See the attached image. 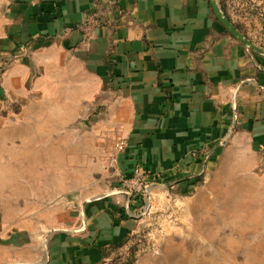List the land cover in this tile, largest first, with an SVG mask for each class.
Returning <instances> with one entry per match:
<instances>
[{"label":"crops","instance_id":"obj_1","mask_svg":"<svg viewBox=\"0 0 264 264\" xmlns=\"http://www.w3.org/2000/svg\"><path fill=\"white\" fill-rule=\"evenodd\" d=\"M212 1L0 0V264H102L130 241L147 199L118 178L52 204L57 156L102 157L116 139L126 175H153L154 209L206 203V244L180 250L264 264V50Z\"/></svg>","mask_w":264,"mask_h":264},{"label":"rangeland","instance_id":"obj_2","mask_svg":"<svg viewBox=\"0 0 264 264\" xmlns=\"http://www.w3.org/2000/svg\"><path fill=\"white\" fill-rule=\"evenodd\" d=\"M223 4L224 14L230 22L254 46L264 50V0H224ZM86 126L89 127V124ZM56 140L58 139H53L52 142ZM83 150L81 155L73 146H68L66 155L57 156L67 162L66 168L61 170L58 177L64 179L66 184L54 183L59 193L54 195L56 198L52 200V204L54 201H61L66 206H72L71 203L80 195L103 192L109 178H117L106 168L107 150L102 157L91 149ZM52 156V151L49 155H44L48 159ZM45 166H48V161ZM58 173L59 171L56 174ZM153 187L142 198L143 201L147 199L142 204L143 209L149 210L147 221L126 246L112 253V259L124 256L125 260L130 256L131 249L135 248L138 250L135 264H206V250H180L178 247V243H185L190 237L194 238L195 244L198 240L206 244V203L199 210H196L197 203L189 205V208L186 204L170 203L154 209L150 197ZM68 227L71 229L72 226ZM187 229L192 234L188 235Z\"/></svg>","mask_w":264,"mask_h":264},{"label":"built area","instance_id":"obj_3","mask_svg":"<svg viewBox=\"0 0 264 264\" xmlns=\"http://www.w3.org/2000/svg\"><path fill=\"white\" fill-rule=\"evenodd\" d=\"M5 67L0 69V75ZM127 144L123 140H114L106 156V168L120 180L121 189L129 197L143 198L154 181L153 175L147 173L143 167H136L131 175H126L121 169L120 156L126 151Z\"/></svg>","mask_w":264,"mask_h":264},{"label":"water","instance_id":"obj_4","mask_svg":"<svg viewBox=\"0 0 264 264\" xmlns=\"http://www.w3.org/2000/svg\"><path fill=\"white\" fill-rule=\"evenodd\" d=\"M212 6L214 9V12L216 13L217 18L220 20V22L224 25V27L227 29V31L234 36L242 45H244L246 48L257 52V53H263V51L256 46H254L242 33L230 22V20L227 18V16L224 14V12L221 9V6L218 2V0L212 1ZM209 155L207 156V158ZM205 158V160H207Z\"/></svg>","mask_w":264,"mask_h":264},{"label":"trees","instance_id":"obj_5","mask_svg":"<svg viewBox=\"0 0 264 264\" xmlns=\"http://www.w3.org/2000/svg\"><path fill=\"white\" fill-rule=\"evenodd\" d=\"M131 239L132 238H130V240ZM126 245L127 244L121 245L119 247L110 248L108 250V252L105 254L104 262L102 264H135V262L137 260L136 253L138 251L135 248H132L131 249L130 256L128 258H125V260L123 259L124 256H121L119 258H113V259L111 257V255H112L113 252H115L116 250H119L120 251V249L123 248ZM107 260H109V262H107Z\"/></svg>","mask_w":264,"mask_h":264}]
</instances>
